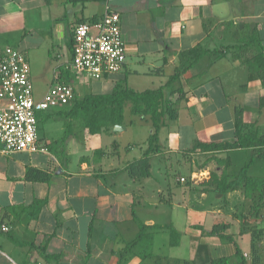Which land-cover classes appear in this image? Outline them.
<instances>
[{
    "label": "crops",
    "instance_id": "0c3cea01",
    "mask_svg": "<svg viewBox=\"0 0 264 264\" xmlns=\"http://www.w3.org/2000/svg\"><path fill=\"white\" fill-rule=\"evenodd\" d=\"M106 10L119 14L126 59L96 80L70 67L72 30ZM6 46L25 55L36 101L56 80L74 98L36 113L40 149L0 151V264H251L253 246L264 264V189L257 215L245 194L247 179L264 185V143L192 150L196 140L234 142L235 109L246 141H264V0H0V55ZM196 48L205 52L185 69ZM116 86L163 87L176 113L158 130L147 177L125 169L152 130L129 101L120 129L91 133L69 113ZM245 165L238 188L214 190ZM28 168L48 178L27 179ZM139 223L150 244L132 245Z\"/></svg>",
    "mask_w": 264,
    "mask_h": 264
},
{
    "label": "built area",
    "instance_id": "2783aa9c",
    "mask_svg": "<svg viewBox=\"0 0 264 264\" xmlns=\"http://www.w3.org/2000/svg\"><path fill=\"white\" fill-rule=\"evenodd\" d=\"M71 53L70 67L81 76L97 80L119 72L126 59L119 14L106 10L97 20L75 23ZM29 73L25 55L11 46L4 47L0 55V151L40 149L36 113L49 103H68L74 98L72 87L56 80L36 101Z\"/></svg>",
    "mask_w": 264,
    "mask_h": 264
},
{
    "label": "trees",
    "instance_id": "16d2710c",
    "mask_svg": "<svg viewBox=\"0 0 264 264\" xmlns=\"http://www.w3.org/2000/svg\"><path fill=\"white\" fill-rule=\"evenodd\" d=\"M205 51L192 49L190 51L188 63L186 68H189L193 62H195ZM259 59V66L263 71L262 56L256 57ZM175 77H171L170 81ZM129 101L130 109L133 114H137L142 118H147L151 125V132L147 137V145L143 150L141 156L135 161L129 163L125 169L132 178L147 177L150 172L149 155L151 153L159 151L158 145V130L161 125L164 124L166 117L173 119L176 117V113L170 107V102L165 99L163 94V87L156 89H144L140 91L133 90L127 86H116L110 93L107 94H86L81 99L75 100L71 106L69 113L72 116L80 118L84 127L91 133L98 132L101 128H108L115 124L119 125L123 120V110L125 102ZM37 115V114H36ZM242 110L235 109L234 114V127H235V140L232 143L222 142L216 144H205L200 141H194L192 150L199 149L200 151L210 149H223V148H235L239 146L261 144L264 141L258 140L256 142H249L247 136H244L240 132L241 127ZM37 117V116H36ZM67 134V131L65 132ZM247 165L241 168L239 173L233 177L225 185L219 184L215 187V191L223 192L226 190L236 189L240 186L242 178L245 177ZM226 177V176H225ZM26 178L30 180L44 181L48 178V174L37 169L28 168L26 170ZM227 179V178H226ZM264 185L262 181L256 179H247L245 184V194L249 196L253 202L252 214L257 215L262 207V190ZM252 192H255L252 194ZM135 217V215H133ZM169 228L170 244L176 245L179 240V234L171 226ZM225 224L214 225L209 231L211 234H218L220 230L225 228ZM145 225L139 223V230L136 234L132 245L136 244H150V236L145 233ZM230 238V237H226ZM147 241V242H146ZM252 262L251 264H258L260 257L257 248L252 247ZM236 251L239 253V249ZM212 264H229L227 258H220L212 262ZM237 264H245V259L241 257V260Z\"/></svg>",
    "mask_w": 264,
    "mask_h": 264
},
{
    "label": "rangeland",
    "instance_id": "374dc122",
    "mask_svg": "<svg viewBox=\"0 0 264 264\" xmlns=\"http://www.w3.org/2000/svg\"><path fill=\"white\" fill-rule=\"evenodd\" d=\"M183 170V168H180V171H178V173H181V174H183V173H185L186 171H182Z\"/></svg>",
    "mask_w": 264,
    "mask_h": 264
},
{
    "label": "water",
    "instance_id": "95a60500",
    "mask_svg": "<svg viewBox=\"0 0 264 264\" xmlns=\"http://www.w3.org/2000/svg\"><path fill=\"white\" fill-rule=\"evenodd\" d=\"M115 129H120V128H122L120 125H115V127H114Z\"/></svg>",
    "mask_w": 264,
    "mask_h": 264
}]
</instances>
